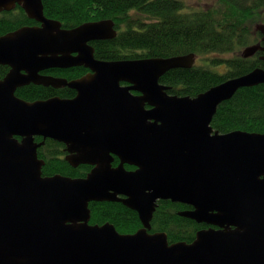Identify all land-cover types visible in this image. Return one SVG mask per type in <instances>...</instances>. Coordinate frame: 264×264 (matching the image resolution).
Returning a JSON list of instances; mask_svg holds the SVG:
<instances>
[{
  "label": "water",
  "instance_id": "obj_1",
  "mask_svg": "<svg viewBox=\"0 0 264 264\" xmlns=\"http://www.w3.org/2000/svg\"><path fill=\"white\" fill-rule=\"evenodd\" d=\"M17 5L40 25L0 36V64L10 67L0 80V264H264V134L211 125L220 103L264 84V67L196 97L171 96L161 77L194 67L195 53L97 59L90 43L115 38L114 20L63 28L45 16L43 0H0V11ZM256 29L262 42L242 56L261 51L264 62V22ZM74 66L90 72L71 82L40 73ZM31 83L78 94L18 97ZM36 136L65 143L69 164H92V172L43 176L44 141ZM160 199L192 205L179 214L219 229L199 230L191 243L168 242L165 232L151 233ZM102 201L135 210L142 227L123 234L111 223L91 224L89 205Z\"/></svg>",
  "mask_w": 264,
  "mask_h": 264
},
{
  "label": "trees",
  "instance_id": "obj_2",
  "mask_svg": "<svg viewBox=\"0 0 264 264\" xmlns=\"http://www.w3.org/2000/svg\"><path fill=\"white\" fill-rule=\"evenodd\" d=\"M44 14L58 20L63 28H74L87 22L114 20L118 35L112 40L93 42L95 58L103 60L173 57L195 53L203 57L202 65L176 68L167 72L161 82L169 92L180 97H196L222 82L264 67L259 58H244V48L262 42L256 29L264 22V0H217L205 7L189 6L185 0H43ZM37 22L21 6L0 16V36ZM238 51L233 59L227 53ZM227 64L230 70L219 74L212 65ZM9 68L0 65V80ZM86 73L84 67L56 70V76L68 79ZM72 90L54 89L37 85L21 87L15 92L25 101L46 100L54 96L72 95ZM229 100L220 103L212 127L220 133L236 130L264 134V84L239 89ZM41 142L42 138H36ZM45 162L42 175L56 174L84 178L89 166L72 167L64 158V145L48 139L38 149ZM91 224H113L123 234L137 233L142 227L138 213L123 203L114 201L91 202ZM185 204L160 202L151 222V233L165 232L170 243H191L196 238L199 224L181 216Z\"/></svg>",
  "mask_w": 264,
  "mask_h": 264
},
{
  "label": "flooded vegetation",
  "instance_id": "obj_3",
  "mask_svg": "<svg viewBox=\"0 0 264 264\" xmlns=\"http://www.w3.org/2000/svg\"><path fill=\"white\" fill-rule=\"evenodd\" d=\"M17 6H19V5H17ZM13 9H15V8H13ZM12 11V10H11ZM4 12H9V11H0V16H1V14L2 13H4ZM37 22V21H36ZM36 25H40V23H38L37 22V24ZM115 27H116V25H115ZM117 28V27H116ZM118 30V29H117ZM119 32V31H118ZM117 37V36H116ZM115 37V38H116ZM114 39V38H113ZM108 40H112V39H108ZM98 41H102V40H98ZM98 41H92L90 44L92 45V43L93 42H98ZM94 47V46H93ZM259 52H261V51H259ZM258 55V53L254 56V57H256ZM261 55H263V52L259 55V58L261 57ZM254 57H251V58H253L254 59ZM98 59V58H97ZM140 59H145V58H140ZM101 60H103V59H101ZM115 60H136V59H115ZM1 65V64H0ZM3 66H6V65H3ZM8 67V66H7ZM75 67H84V69H86V67L85 66H74V67H69V68H66V69H70V68H75ZM9 68V70H8V72L10 71V67H8ZM65 68H60V67H56V68H49V69H45V70H41V74H43V75H50V76H53V77H56V78H63V79H66V80H68L69 82H71V81H74V80H78L79 78H82V77H84V76H86L89 72H90V70L89 69H86V73L84 74V75H82V76H80V77H77V78H72V79H68V78H66V77H62V76H56L55 74H54V71H56V70H66ZM219 74H222V73H220V71L218 72ZM163 77V76H162ZM161 77V78H162ZM31 84H33V85H35L34 83H31ZM30 84V85H31ZM160 84H163L162 82H161V79H160ZM37 85V84H36ZM164 86H166L165 84H163ZM28 86V85H27ZM37 86H44V85H37ZM121 86H129L130 87V83H127V82H121ZM44 87H52V88H54V89H68V90H72L71 92H73L72 93V95L71 96H69V97H65V98H63V97H61V96H54V97H60V98H63V99H73L74 97H76L77 96V94H78V91L76 90V89H74V88H71L70 86H63V87H59V88H56V87H53V86H44ZM168 87V86H167ZM169 88V87H168ZM132 93L134 94V95H140V92L139 91H132ZM167 93L169 94V95H173V93L171 94L170 92H169V89H168V91H167ZM54 97H52V98H54ZM145 108H147V109H152V107H151V105H149V104H147L146 105V107ZM38 137H41L42 138V141L41 142H43L44 141V138L42 137V136H36V138H38ZM19 139H21V138H19ZM48 139H52V138H47V139H45V141H44V143L48 140ZM52 140H54V139H52ZM55 141H57V140H55ZM37 142V141H36ZM41 142H38V143H41ZM44 143H43V145H44ZM58 143H62L63 145H64V151H65V155H64V158L67 160V156L69 155V151L67 150V145L65 144V143H63V142H60V141H58ZM43 145H41V146H43ZM40 146V147H41ZM39 147V148H40ZM38 148V149H39ZM113 156H114V160H113V166H118L119 164H120V159H119V157L117 156V155H114L113 154ZM39 157V156H38ZM67 162H68V164H69V161L67 160ZM45 163V162H44ZM71 165V164H70ZM43 166H44V164H43ZM72 167H74V168H78V167H80V166H89L90 167V170H89V172H88V174L90 173V172H92V169L94 168V165H90V164H80V165H78V166H73V165H71ZM125 166V168L127 169V170H131V171H134V170H136L137 169V167L135 166V165H132V164H125L124 165ZM164 201H171V202H173L172 200H170V199H168V200H163V199H160V200H157V207L159 206V204H160V202H164ZM174 203H177V202H174ZM183 204V203H182ZM185 206H186V208L184 209V210H192V209H194V207L192 206V205H187V204H185ZM184 210H181V211H184ZM180 211V212H181ZM155 212V211H154ZM195 221V220H194ZM195 222H197V221H195ZM198 224H199V229L197 230V233L199 232V230L201 231V230H207V229H209L210 230V228H215V229H219V227L218 226H214V225H210V224H207V223H199V222H197ZM197 233H196V235H197Z\"/></svg>",
  "mask_w": 264,
  "mask_h": 264
},
{
  "label": "rangeland",
  "instance_id": "obj_4",
  "mask_svg": "<svg viewBox=\"0 0 264 264\" xmlns=\"http://www.w3.org/2000/svg\"><path fill=\"white\" fill-rule=\"evenodd\" d=\"M185 1L189 4V6H193V7H196V8H198V7L205 8V7L215 3L217 0H185ZM240 51L243 52V50H240ZM238 53H239L238 51L237 52L236 51H234V52L232 51V53H227L225 55V58H227V59L232 58L233 59L234 57L237 56ZM202 59H203V57H198L197 56L196 64L202 65L203 64L202 63L203 62ZM211 67H213L211 70H214L217 73L220 71V73H222V74H225V73H227L230 70V68H229V66L227 64L212 65Z\"/></svg>",
  "mask_w": 264,
  "mask_h": 264
}]
</instances>
